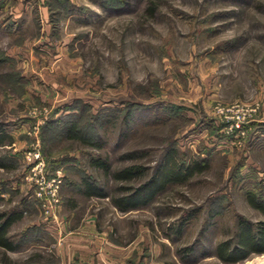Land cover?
<instances>
[{
  "label": "rangeland",
  "instance_id": "1",
  "mask_svg": "<svg viewBox=\"0 0 264 264\" xmlns=\"http://www.w3.org/2000/svg\"><path fill=\"white\" fill-rule=\"evenodd\" d=\"M74 124L90 145L70 137ZM0 129L13 138L0 209L24 215L12 236L27 248L10 264H61L59 244L90 221L118 264H233L217 244L242 219L264 221L247 197L264 200V0H0ZM173 149L205 169L147 206L114 205ZM98 157L148 172L121 183ZM86 177L110 196H85ZM26 222L39 226L31 237Z\"/></svg>",
  "mask_w": 264,
  "mask_h": 264
},
{
  "label": "trees",
  "instance_id": "2",
  "mask_svg": "<svg viewBox=\"0 0 264 264\" xmlns=\"http://www.w3.org/2000/svg\"><path fill=\"white\" fill-rule=\"evenodd\" d=\"M70 137L73 139L82 140L86 144H91L89 140L82 137L77 125L74 124L71 129ZM13 143L12 135L4 129H0V149ZM101 147V146H100ZM136 153L127 154L128 158H135ZM177 150H171L167 159L161 164L158 169L147 180L141 182L137 186L128 185L121 186L119 189L122 194L113 197V203L122 211H128L147 206L153 203L157 196L165 190L170 184L183 183L190 179L197 172L205 169L206 165L194 162L192 164H180L177 161ZM92 166L101 169L106 176L112 177L114 180L121 183H130L135 180L143 179L148 172V168L144 165L132 164L118 170H112L107 158H94L91 161ZM9 166L3 161L0 150V168H8ZM84 193L89 197H106L105 189L98 185L90 177L84 178L82 181ZM249 203L257 210L264 213V200L259 198L254 193H248ZM3 198L0 196V205ZM23 216L22 213L4 211L0 209V247L14 251L19 248V244L15 241L9 231L14 222ZM177 234L181 232V228H172ZM26 235L31 237V233ZM21 243H23L21 241ZM194 246H189L182 251L188 255L194 252ZM264 253V221L254 223L249 220H241L238 224V232L236 240H225L219 242L216 246V255L226 263H238L247 259L251 253Z\"/></svg>",
  "mask_w": 264,
  "mask_h": 264
},
{
  "label": "crops",
  "instance_id": "3",
  "mask_svg": "<svg viewBox=\"0 0 264 264\" xmlns=\"http://www.w3.org/2000/svg\"><path fill=\"white\" fill-rule=\"evenodd\" d=\"M84 195L87 196L85 193ZM23 220L24 215L13 223L10 228L9 235L14 236L13 229H15ZM100 226L95 223V221H90L89 224L84 225L77 231H72L71 234L61 244H59L57 249V252L63 255L61 264H74L75 257L77 259L80 258V264H118L116 263V243L107 238L108 232L101 229ZM34 227L37 228L39 226L36 223L26 222L22 228V233L27 234L28 232L34 230ZM20 245L22 246V244H19V248L14 251L0 247L1 254L4 256V264H10L9 260L14 257L12 255H16L19 249H27L26 247H21ZM38 256V254L31 256V263L29 264H40L37 260V258H39ZM123 262L124 261H122V263ZM150 264L164 263L151 261ZM258 264H264V259H260Z\"/></svg>",
  "mask_w": 264,
  "mask_h": 264
},
{
  "label": "built area",
  "instance_id": "4",
  "mask_svg": "<svg viewBox=\"0 0 264 264\" xmlns=\"http://www.w3.org/2000/svg\"><path fill=\"white\" fill-rule=\"evenodd\" d=\"M55 181H56V180H55ZM55 181H54V182H55ZM59 182H60V181H59ZM56 189H57V188H56ZM55 192H56V190H55V188H54V192H53L54 194H52V196H50L52 201H53V200L56 201V199H55V197H56V193H55ZM49 206H50V204H49ZM47 207H48V206H46V209H47ZM49 210H50V209H49ZM49 210H48V211H49ZM50 213H51V212H50ZM50 213L47 212L48 216H49Z\"/></svg>",
  "mask_w": 264,
  "mask_h": 264
}]
</instances>
